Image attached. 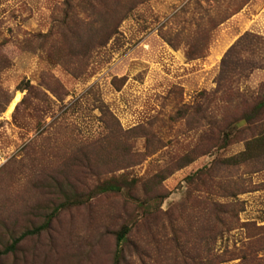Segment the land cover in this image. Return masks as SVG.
I'll list each match as a JSON object with an SVG mask.
<instances>
[{
    "label": "rangeland",
    "instance_id": "1",
    "mask_svg": "<svg viewBox=\"0 0 264 264\" xmlns=\"http://www.w3.org/2000/svg\"><path fill=\"white\" fill-rule=\"evenodd\" d=\"M89 1L72 0L65 18L64 0H0V56L9 62L0 71V251L38 226L58 203L48 174L88 187L95 169H125L139 179L132 192L137 201L98 196L61 211L47 230L1 254L0 264H111L113 232L122 224L132 228L119 264H178L172 251L179 250L182 239L177 234L179 243H174L171 224L186 217L180 206L204 193L189 192L184 178L243 149L239 141L201 154L204 103L222 93L214 90L226 64L239 73L237 92L245 97L264 92V0H120L124 18L113 35L106 39L101 31L102 44L92 43L89 55L76 43L69 53L63 35L86 18ZM210 17L216 23L208 29ZM195 25L206 29V45L199 57L188 60L184 44L199 36ZM168 28L174 47L159 35ZM77 60L81 70L75 77L69 66ZM26 84L48 100L40 111L25 109V103L13 113L22 98L31 99L18 89ZM43 84L66 95L58 101ZM100 108L122 132L131 133L102 139ZM98 139L102 152L95 164ZM235 174L251 190L236 196L242 208L239 223L264 225V169L241 167ZM245 237V229L238 227L216 239L214 250L241 248L248 243ZM184 245L185 252H193L192 243ZM256 258L264 262V251Z\"/></svg>",
    "mask_w": 264,
    "mask_h": 264
},
{
    "label": "trees",
    "instance_id": "2",
    "mask_svg": "<svg viewBox=\"0 0 264 264\" xmlns=\"http://www.w3.org/2000/svg\"><path fill=\"white\" fill-rule=\"evenodd\" d=\"M71 1L64 0L63 16L65 18L68 13H71ZM122 4L124 3L120 0H90L86 5V11L88 12L86 18L76 21L74 32L68 35L66 32L63 35L62 42H64L65 48H67L69 53H72L73 47H75L73 44L76 43V47H80L85 56L86 54L89 55L94 45L100 46L102 44V41L99 42L98 38L101 31L105 32L106 39L113 35L117 25L124 18L122 13L125 8ZM241 5L242 3L233 12H236ZM84 20L87 23L83 24ZM208 23V29H211L216 21L210 17ZM194 28V33L199 36L197 35V39H190L184 44L186 46L184 55L188 60L199 57L206 45V29H200L198 25H195ZM159 31V35L165 42L174 47L168 38L170 37L169 32H167L169 28L163 32ZM92 43L93 46H91ZM233 48L232 46L229 51L233 50ZM61 58L63 59L62 56ZM8 64V60L0 56V71L7 67ZM80 65L81 61L79 60L70 64V73L73 76L77 77V74L80 73ZM238 74L234 69V65L226 64L218 76L216 89L214 90V94H217L219 90H222V93L220 95L217 94L218 99L215 101L210 98L204 103L203 111L207 109V116H202L206 120H203L205 128L203 129L204 139L202 141L205 145L201 154L207 153L212 149H224L239 141L242 142L243 149L231 157L216 158L209 168L196 170L184 178L189 192L194 193L202 189L204 193L189 199L186 206H180L186 211V217L181 218L175 226L171 224L174 243H179L176 242L177 234L182 239V243L178 247L179 250L174 248L172 251L177 256L175 258L172 257L173 261L175 262L176 258H178L176 261L178 264H220L236 259L238 260L237 264H264V262L256 258L257 252L264 251V225L256 226L254 223H239L237 215L242 211V208L236 196L251 192V190L239 176H235L236 170L241 167L251 169L252 172L264 169V92L257 94L255 97H245L237 92L235 75ZM43 87L58 101H61L63 96L66 95V93L63 96L58 95L47 85L44 86L43 84ZM18 89L26 90L27 94H30L31 99L27 103L25 97L22 98L15 106L13 113L19 105L25 103L24 108H31L33 112L40 111L43 108V102L47 99L43 92L36 91L28 84L24 88L18 87ZM0 99H4L2 92L0 93ZM198 113L201 112L197 110L196 114ZM100 114L99 121L102 125V139L110 138V140H116L119 138V133H131V130L122 132L114 118L106 110L100 108ZM198 122L197 119L196 123L198 124ZM94 143L93 145L97 149L96 151L92 150L95 155V160L93 161L98 164L102 152L98 148L102 144L99 139ZM93 145L90 147L92 148ZM149 154L151 153L146 155ZM85 157H87V153H85ZM126 167H122L120 170ZM118 171L119 169L102 172L99 169H95L93 171V182L88 187L84 185L72 186L64 177L60 176L61 179H58L59 176L55 172L53 175H46L45 172L43 174V176H47L45 179L52 182L54 189H57L56 200L58 203L44 216L38 226L25 230L17 237L12 238L8 245L0 251V255L13 251L15 246L25 237L35 236L47 230L51 220L61 211L87 205L98 196L124 195L132 202L137 201L132 192L136 190L139 179L130 176L125 169L123 172ZM81 173L84 174L85 170H81ZM215 179H218L217 182H215ZM162 198L160 196L159 200ZM238 227L245 229V239L248 240V243H244L241 248L233 249L232 251L225 250L220 254L217 253L214 250L216 239ZM131 228L130 225L122 224L113 232L114 251L111 264L120 263L122 258L121 246L127 242ZM192 229H195V232ZM186 242L192 243L193 252H185L184 244ZM198 248L201 249V254ZM226 252L229 255L225 259Z\"/></svg>",
    "mask_w": 264,
    "mask_h": 264
}]
</instances>
